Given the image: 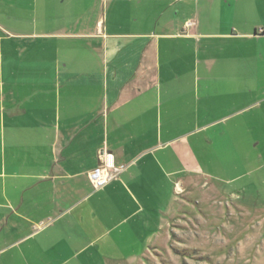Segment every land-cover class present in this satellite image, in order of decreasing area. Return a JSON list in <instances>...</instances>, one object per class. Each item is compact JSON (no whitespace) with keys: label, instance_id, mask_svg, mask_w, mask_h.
I'll return each mask as SVG.
<instances>
[{"label":"crops","instance_id":"obj_1","mask_svg":"<svg viewBox=\"0 0 264 264\" xmlns=\"http://www.w3.org/2000/svg\"><path fill=\"white\" fill-rule=\"evenodd\" d=\"M255 120L264 0H0V264H145L198 187L242 202Z\"/></svg>","mask_w":264,"mask_h":264},{"label":"rangeland","instance_id":"obj_2","mask_svg":"<svg viewBox=\"0 0 264 264\" xmlns=\"http://www.w3.org/2000/svg\"><path fill=\"white\" fill-rule=\"evenodd\" d=\"M220 125L214 128L219 129ZM246 129L259 137L251 142L257 153L264 152V123H246ZM249 128V129H248ZM247 141L249 136L247 134ZM248 144V142H247ZM257 163L246 161L242 202L232 197H209L208 188L199 187L194 193L201 201L189 205L193 218L189 219L181 206L175 244L165 248H149L145 264H264V170H253ZM243 174V175H244ZM208 182L216 185L215 181ZM241 182V181H240ZM219 183V182H217ZM236 185V184H235ZM233 188L231 184L230 188ZM208 189V190H207ZM236 189V187L234 188ZM208 194V196H206ZM184 195H177L181 198ZM240 201V199H239ZM189 204V202H188ZM238 206V208H237ZM191 207V208H190ZM180 241V242H179Z\"/></svg>","mask_w":264,"mask_h":264},{"label":"built area","instance_id":"obj_3","mask_svg":"<svg viewBox=\"0 0 264 264\" xmlns=\"http://www.w3.org/2000/svg\"><path fill=\"white\" fill-rule=\"evenodd\" d=\"M126 168V164L103 163L99 167L87 172L94 189H100Z\"/></svg>","mask_w":264,"mask_h":264}]
</instances>
